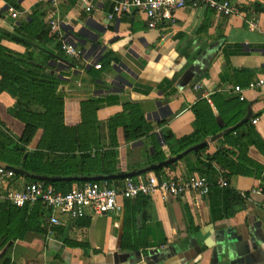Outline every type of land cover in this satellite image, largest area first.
<instances>
[{"label":"crops","instance_id":"crops-1","mask_svg":"<svg viewBox=\"0 0 264 264\" xmlns=\"http://www.w3.org/2000/svg\"><path fill=\"white\" fill-rule=\"evenodd\" d=\"M86 1L91 10L84 0H19L20 14L15 19L0 0V27L10 30L32 14L49 28L53 20L62 38L81 52L74 58L63 49L49 48L56 58L46 72L61 79L57 91L64 101L65 123L54 127L47 143H58L61 149L47 148L50 155L43 158L52 175L38 176L66 179L61 181L73 182L71 188L80 182L74 178L105 176L101 169L114 175L165 162L156 160L157 151L169 160L175 157L177 140L200 130L197 110L207 125L220 130L192 145L204 143L163 166L159 174L204 175L205 162L225 145L227 132L246 122L259 134L258 143H250L248 156L264 165V86L251 88L264 78V0H227L240 11L232 16L206 5L185 7L176 12L174 22L156 28L148 26L143 12L112 15L109 0ZM251 21L257 24L254 30ZM237 86L244 92H237ZM85 101L97 108L98 125L88 138L96 139L99 146L92 142V148L82 151L74 142H84V134L77 138L67 131L81 122ZM128 104L139 109L153 131L129 142L120 134L115 146L111 123L118 113H129ZM18 110L16 96L10 90L0 92V122L15 138L25 128ZM235 114L238 123L227 128L228 117ZM43 136L40 128L29 152L38 149ZM106 151H114L110 162ZM86 153L90 157H84ZM65 157L75 174L67 175L66 166L58 168ZM216 170L207 195L193 190L181 197L157 192L121 200L120 209L111 213L77 222L63 217L60 225L50 224L44 208L48 231L29 229L5 243L0 236V264H264V170L257 176L239 169L229 178L218 166ZM219 176L228 183L226 187L220 186Z\"/></svg>","mask_w":264,"mask_h":264},{"label":"trees","instance_id":"trees-1","mask_svg":"<svg viewBox=\"0 0 264 264\" xmlns=\"http://www.w3.org/2000/svg\"><path fill=\"white\" fill-rule=\"evenodd\" d=\"M4 1L8 8L21 9L19 0ZM5 42L20 45L25 48V51H17ZM50 47L62 51V38L51 30L48 25L44 24L43 21H40L39 17L33 14L13 24L10 30L0 27V75L2 76L0 92L10 90L16 96L19 107L17 117L25 123L22 135L19 138H15L11 133L3 129V125L0 122V163L29 173L49 176L52 173L47 171L49 166L43 162V158L50 155L46 152V149L59 150L61 147H59L58 143L53 146H49L47 143L55 132L54 127L56 125H64L65 123V105L57 91L61 79L56 75L46 72L48 63L56 58L54 53L50 51ZM202 104H205V102ZM126 110H130L128 114L125 113L126 111L118 113L113 117L111 123L112 142L115 146H119L120 134L124 141L129 142L132 139H141L153 131L152 126L146 122L144 115L136 106L128 104ZM240 111H243V109L238 110V112ZM81 113V122L74 128H70L67 132L77 135V138L79 134H84V142L75 141L74 143L79 144L80 150L87 151L92 148V142L99 146L96 139L92 141L88 138L94 132L92 128L94 127L95 129L96 125H98L97 108L94 102H83ZM197 115L201 124L200 130L177 140V147L172 150L173 156L205 140L207 136L215 135L220 130L217 125H207L204 120L205 118L202 117L198 110ZM238 115L235 114L232 117H228L227 128L236 126L235 124L239 120L237 118ZM40 128L44 131L42 142L38 146V149L31 153L28 151V147ZM58 132L61 131L57 130ZM234 133L236 135H233ZM258 138V132L249 122L231 129L225 135V145L214 156L210 157L208 162H205L208 170L203 174H208V177L212 181L216 180V176L213 175L217 173L216 166H218L219 171L222 172L225 178H229L239 169L248 171L250 174L256 172L257 176H261L264 165L248 156L250 143L257 144ZM261 148L264 151L263 146ZM113 154L114 151H106L104 156L109 161L110 158H114ZM83 156L86 158L90 157L88 153ZM99 156L101 159L102 154L100 153ZM155 156L159 162L168 161L162 155V152L159 153L157 151ZM65 158V164L62 163L58 168L62 169L66 166L67 175L75 174L70 171V164L72 162L69 163L67 161L68 157ZM74 158L72 156L71 160H74ZM101 160L103 161V159ZM66 163L69 164L66 165ZM67 169H69V172H67ZM162 170L163 167L154 170V172L159 174ZM111 171H103L101 169L99 172L102 175H110L113 173ZM18 175L20 174L18 173ZM34 180L28 179V181ZM120 180L111 179L108 181L116 183ZM49 183L55 186L58 182ZM72 183L67 182L65 184L70 185ZM43 209L44 207L40 204L35 205L33 208L28 206L19 208L7 202L0 203V236L5 237L4 243L11 239L16 240L20 238L22 233L29 229L40 233L47 232L49 224L45 218Z\"/></svg>","mask_w":264,"mask_h":264},{"label":"built area","instance_id":"built-area-1","mask_svg":"<svg viewBox=\"0 0 264 264\" xmlns=\"http://www.w3.org/2000/svg\"><path fill=\"white\" fill-rule=\"evenodd\" d=\"M56 2L57 0H52ZM86 4L87 1L84 0ZM113 6L112 15L131 14L143 12L147 17L148 26L156 28L165 21L175 20V14L185 7L197 8L202 5L213 8L220 14L238 15L239 8L227 0H109ZM241 3L248 0H239ZM88 4L87 9L91 10ZM11 16L17 18L20 12L9 8ZM251 30L257 24L250 22ZM51 29L62 38L60 27L51 21ZM62 49L71 57L78 58L81 52L62 38ZM100 68L101 65H96ZM264 86V78L251 88ZM236 91L243 93L244 89L236 87ZM241 99L244 96L241 95ZM255 123L257 120L254 121ZM220 186L226 187L228 183L222 176L218 177ZM213 187L212 180L205 175L171 178L167 174L155 172L127 177L119 182L110 183L103 181H85L75 184L69 190H59L53 184L43 181H27L20 177L16 170L0 163V202H7L15 207H33L42 205L49 213L51 225H60L63 217L69 222H77L85 217L111 213L120 209L121 200H133L140 196H151L157 192L166 193L173 197H181L188 191H196L201 195L210 193Z\"/></svg>","mask_w":264,"mask_h":264},{"label":"water","instance_id":"water-1","mask_svg":"<svg viewBox=\"0 0 264 264\" xmlns=\"http://www.w3.org/2000/svg\"><path fill=\"white\" fill-rule=\"evenodd\" d=\"M203 146H204V143L196 145V146L191 147V148L187 149L186 151L180 153L179 155L172 157L168 161L153 164V165H150V166L143 168V169H139V170H135V171H131V172H126V173L114 174V175L95 176V177H77V178H74V180L80 181V182H85V181H103V180L123 179V178H127V177H135L138 175H142L145 173L152 172V171H154L158 168H161V167H163L169 163H172V162L176 161L177 159H180L184 155L192 152L193 150H196V149L201 148ZM11 168H13V167H11ZM13 169L16 170V172L19 173L20 175H28L29 178H32L35 180H43V181H48V182H51V181L56 182V181L66 180V179L56 178V177H43V176H38V175L27 174L24 170L17 169V168H13Z\"/></svg>","mask_w":264,"mask_h":264},{"label":"rangeland","instance_id":"rangeland-1","mask_svg":"<svg viewBox=\"0 0 264 264\" xmlns=\"http://www.w3.org/2000/svg\"><path fill=\"white\" fill-rule=\"evenodd\" d=\"M51 182H53V181H51ZM56 182H58V183L55 185V187L58 188L59 190L67 191V190L70 189V188H68L70 185L69 184H65L66 182L65 183H63V181H56ZM56 182H54V183H56Z\"/></svg>","mask_w":264,"mask_h":264}]
</instances>
